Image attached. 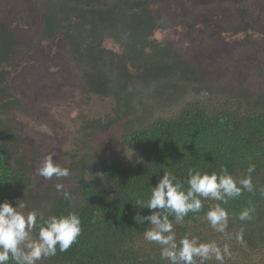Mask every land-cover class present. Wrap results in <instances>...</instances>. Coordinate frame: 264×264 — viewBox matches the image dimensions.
<instances>
[{
	"label": "trees",
	"instance_id": "obj_1",
	"mask_svg": "<svg viewBox=\"0 0 264 264\" xmlns=\"http://www.w3.org/2000/svg\"><path fill=\"white\" fill-rule=\"evenodd\" d=\"M150 2L157 3L155 9ZM37 3V10L28 14L31 21L13 16L9 0L0 4V100L6 99L0 104V113L7 111L9 104V108L19 103L20 107L32 106L33 101L55 95L66 85L88 97L109 96L113 101L111 112L105 118L83 116L80 130L87 139L103 142L99 136H107L117 125L122 130L119 140L136 153L135 160H123L115 156L113 148L105 149L107 146L101 143L92 155L86 152L92 159L85 153L74 156L69 169L76 171V191L63 187L60 194L48 193L49 211L37 215L39 223L41 215L46 219L75 212L81 220V234L67 251L61 252L57 245L55 256L41 258L37 264H169L161 257V246L144 239L151 225L133 220L137 211L149 214L147 209L139 210L136 201L149 198L152 186L164 172L183 181L186 191L190 168L202 174H219L222 167L237 181L250 175L252 191L242 189L238 197H226V203L200 197L201 210L189 212L182 223L169 216L177 243L181 237L195 236L201 242L215 241L221 249L227 244L231 255L224 257L223 264H264V101L255 108L240 100L241 105L214 110L198 101L184 100L172 116L155 115L154 104L142 106L144 98L159 101L156 108L175 103L184 96L185 81H191L194 75L200 76L194 80L206 83L227 75L226 67L222 71L221 65H213L230 55L224 51L232 41H225L223 32H242V45L264 48V0ZM29 5L34 1L21 4ZM179 24L187 27L180 41L155 36L159 29L177 34ZM253 33L263 37L256 38ZM105 38L117 42L121 51L105 47ZM43 42L48 51L41 49ZM251 57L239 56L231 65L230 75L236 83L245 80L257 65L258 57L254 61ZM207 66L218 69L211 73L205 71ZM12 71L17 76L12 77ZM18 132L0 117V202L8 200L13 206L16 190L26 192L29 198L44 197L37 191L41 190L39 178L45 179L31 177L25 157L14 162L10 159L9 140L25 141L26 149L34 150L31 141L18 135L22 134L20 127ZM250 165L254 170L248 173ZM65 191L70 199L64 198ZM216 204L228 213L223 233L215 231L206 218ZM245 209L250 210L251 218L242 221L239 214ZM241 233L242 243L236 239ZM36 234L34 230L32 235ZM8 264L15 262L10 259ZM205 264L220 261L213 258Z\"/></svg>",
	"mask_w": 264,
	"mask_h": 264
},
{
	"label": "rangeland",
	"instance_id": "obj_2",
	"mask_svg": "<svg viewBox=\"0 0 264 264\" xmlns=\"http://www.w3.org/2000/svg\"><path fill=\"white\" fill-rule=\"evenodd\" d=\"M33 1L34 5H29L30 8H27L21 6L25 0H9L10 5H8V7L11 9V14L13 16L31 21L33 19H31L28 14L30 10L35 12L38 7L37 0ZM38 1L41 3V0ZM3 2L4 0H0V4ZM156 6V2H150L152 10L155 9ZM214 7H216V5ZM172 9H174V7L170 6V10ZM180 12L181 11H179V13ZM186 30L187 27L179 24L176 28L177 34L174 33L172 35L170 29H159L155 31V36L158 39L172 38V40L180 41V39H183L182 34L185 33ZM223 35H225V41H232V43L225 47L227 50L224 51V53H229L230 55L216 60V63L213 65H221L220 69L222 71L224 67H226L224 71H227V75L221 77L219 81L208 83H206L205 80H194V77L196 79L200 77L199 75H194L191 81L188 79L185 81L184 96L179 97L175 103L168 102L166 105L156 108V104L159 101H147L144 98L142 101L146 103H142V106H145V104L146 106L150 104L152 106L154 104L155 115L166 114L172 116L174 112L181 108L184 100L189 102L198 101V104H202V106L214 110L231 104L239 103L241 105L239 102L240 100L244 101L243 104L246 102L250 108H255L262 100L264 101V80L262 79L264 73V48L256 45L250 46L249 43L242 45L241 42H243L245 37V34L242 32L231 35L223 32ZM253 35L256 38L263 37L256 33H253ZM191 38H185V40L191 41ZM186 43L187 45L189 44V42ZM103 45L107 47L111 46L112 49L119 48L117 43L111 38H105L103 40ZM45 46L46 43L43 42L41 49L43 51H48ZM246 54L252 55L251 61H254V58L258 57L257 65L250 69L245 80H239L236 83L230 75V67L238 61L239 56ZM208 69L213 73L218 68L215 66L212 68H209V66L205 67V71ZM76 75L80 76L79 71L76 72ZM56 93L51 96H42L37 101H33L31 103L32 106L27 108L25 115L17 111L16 114L18 116H16L15 111H8V113L5 114L6 121L17 133H19V127L21 128L22 134L18 135H21L26 141L29 140L34 144V150L29 151L24 146L25 141L23 143L18 139L9 140L10 159L14 162L19 157H25L26 162H29L32 169V173H30L31 177H40L36 169L45 156H53L54 162L59 163L61 167L69 169L71 161L75 160L78 154L82 155L85 153L87 157H91L90 155H92V152L99 150L101 143L107 146L105 149L111 150V148H113V152L116 154L115 156L120 159H136V153L127 150L123 142L119 140V136L122 132L119 126L115 125L112 129H109L107 132L108 134H106L107 136L104 135L103 137V135H100L99 138L103 139V142L98 138H94L95 140H91V138L87 139L80 130V126L84 120L77 117V115L82 114L88 118H105L113 107V101L109 96L91 94L88 97L86 94L82 93V91L71 85H66L61 91ZM139 105H141V103ZM140 110L139 107V111ZM86 152H90V155L86 154ZM93 155L95 154L93 153ZM69 172V176L64 179H57L55 176H53L51 180L39 178L41 190L37 192H39V195L44 196L43 198H29L26 196V192L16 190V192H14L16 195L14 197V205L18 206L19 202L22 205L17 208V211L23 213L25 216L32 211H35L37 214L44 212L48 213L50 199L45 198L47 194L51 193L50 195L54 196L63 192V189L58 191L55 188V184H62L66 190L72 189L71 192L73 191V193L76 191L73 184L76 171H71L69 169Z\"/></svg>",
	"mask_w": 264,
	"mask_h": 264
},
{
	"label": "clouds",
	"instance_id": "obj_3",
	"mask_svg": "<svg viewBox=\"0 0 264 264\" xmlns=\"http://www.w3.org/2000/svg\"><path fill=\"white\" fill-rule=\"evenodd\" d=\"M254 170L250 165L248 173ZM38 175L46 180L53 176L57 179L69 176L68 168L61 167L54 162L53 156H45L36 169ZM188 188L184 190V182L177 179L171 172H164L155 186H152L151 195L144 201L138 199L136 206L139 210H149L148 215H141L137 211L133 216L135 223H149L151 225L144 232V239L159 244L161 257L169 264H205L213 258L223 264L224 257L230 256L227 244L221 247L215 242H201L199 237H181L177 243L176 233L169 216L174 215L176 223H182L189 212H199L202 208L203 198L227 202V198L238 197L241 190L252 191L251 176L235 180L226 168H221L220 173L211 174L189 169L187 178ZM239 184V186H238ZM59 191L62 184H55ZM65 199H70V194L65 191ZM18 206H13L8 200L0 202V264H8L9 260L15 264H37L41 258L55 256L57 245L61 252L67 251L81 234V220L75 212L66 216H50L44 218L35 211L27 216L17 211ZM206 218L212 228L223 233L228 223V213L220 204H216L206 213ZM250 210L245 209L239 214V219H250ZM36 230L35 237L32 235ZM242 243V233L236 237Z\"/></svg>",
	"mask_w": 264,
	"mask_h": 264
},
{
	"label": "flooded vegetation",
	"instance_id": "obj_4",
	"mask_svg": "<svg viewBox=\"0 0 264 264\" xmlns=\"http://www.w3.org/2000/svg\"><path fill=\"white\" fill-rule=\"evenodd\" d=\"M103 43V42H102ZM117 43V42H116ZM117 45L119 46V44L117 43ZM105 46V45H104ZM105 47H107V46H105ZM107 48H111L112 49V47L110 46V47H107ZM114 49V48H113ZM116 52H120L121 51V48L119 47V48H117V49H114ZM2 65V64H1ZM18 65L19 64H17V66L15 67V68H17V70H19V67H18ZM21 65V64H20ZM12 70V69H11ZM11 76L13 77V76H17L16 74H15V72L14 71H12L11 72ZM58 93V92H57ZM56 93V94H57ZM17 96V95H16ZM6 99H4V100H0V104H1V102L2 101H5ZM13 105H15V103L13 104ZM12 105L11 104H9L8 105V109H7V111H4V112H2L1 111V113H0V117L2 118V119H6V117H5V114L6 113H8V111H10V112H13V111H15V114H16V111L17 112H21V113H24V115L26 114L25 112H27V108L26 107H31L30 105H26V106H23V107H20V103L18 104V106H17V104H16V106H14V107H12V108H9V107H11ZM5 110V109H4ZM32 112V111H31ZM30 112V113H31ZM80 114H78L77 115V117H79V118H83V115L81 114L80 116H79ZM16 116H18L17 114H16Z\"/></svg>",
	"mask_w": 264,
	"mask_h": 264
}]
</instances>
